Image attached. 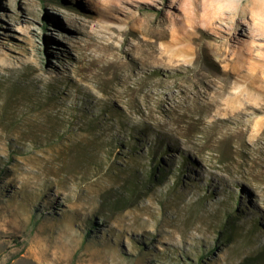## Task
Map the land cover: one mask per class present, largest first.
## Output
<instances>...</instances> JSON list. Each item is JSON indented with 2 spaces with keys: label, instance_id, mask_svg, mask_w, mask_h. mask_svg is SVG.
Here are the masks:
<instances>
[{
  "label": "rangeland",
  "instance_id": "374dc122",
  "mask_svg": "<svg viewBox=\"0 0 264 264\" xmlns=\"http://www.w3.org/2000/svg\"><path fill=\"white\" fill-rule=\"evenodd\" d=\"M0 264H264V0H0Z\"/></svg>",
  "mask_w": 264,
  "mask_h": 264
},
{
  "label": "trees",
  "instance_id": "16d2710c",
  "mask_svg": "<svg viewBox=\"0 0 264 264\" xmlns=\"http://www.w3.org/2000/svg\"><path fill=\"white\" fill-rule=\"evenodd\" d=\"M167 148H169V146L167 144H164V149H167Z\"/></svg>",
  "mask_w": 264,
  "mask_h": 264
}]
</instances>
